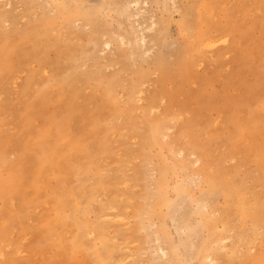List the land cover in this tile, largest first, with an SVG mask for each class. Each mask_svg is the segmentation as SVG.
<instances>
[{"label": "rangeland", "instance_id": "obj_1", "mask_svg": "<svg viewBox=\"0 0 264 264\" xmlns=\"http://www.w3.org/2000/svg\"><path fill=\"white\" fill-rule=\"evenodd\" d=\"M263 174L264 0H0V264H264Z\"/></svg>", "mask_w": 264, "mask_h": 264}, {"label": "bare ground", "instance_id": "obj_2", "mask_svg": "<svg viewBox=\"0 0 264 264\" xmlns=\"http://www.w3.org/2000/svg\"><path fill=\"white\" fill-rule=\"evenodd\" d=\"M171 1H172V0H171ZM7 2H8V1H7ZM135 2H136V1H135ZM135 2H134V6H135ZM139 2H140V1L136 2V4H139ZM140 3H141V2H140ZM173 3H174V2H173ZM128 4H130V3H128ZM173 5H174V4H173ZM125 6H127V5H125ZM131 6H132V4H131ZM129 8H132V7H129ZM129 8H128V9H129ZM141 9H142V8H141ZM139 11H140V10H139ZM141 11H144V10H141ZM135 12H136V11H135ZM138 13H140V12H137V14H138ZM131 15H132V13H131ZM142 15H143V14H142ZM132 16H135V15L133 14ZM137 17H138V16H136L135 18H137ZM151 26H152V25H151ZM153 26H154V25H153ZM138 28H139V27H138ZM140 28H141V27H140ZM142 28H143V27H142ZM145 29H146V28H144L143 30H145ZM151 29H152V28H151ZM139 30H140V29H139ZM138 32H139V31H138ZM143 32H144V31H143ZM141 34H142V35H140L139 38L141 37V40H142V41H141V40H140V41L144 43V42L146 41V36H145L142 32H141ZM137 39H138V38H137ZM226 39H227V38H226ZM221 41H222V40H221ZM120 42H121V41H120ZM208 42H210V41H208ZM219 42H220V41H219ZM224 42H225V41H224ZM205 43H206V42H205ZM140 44H141V43H140ZM209 44H210V43H209ZM106 47H107V46H106ZM141 47H142V46H141ZM13 57H14V56H13ZM13 57H12V58H13ZM28 86H29V85H28ZM23 90H24V89H23ZM39 152H40V155L42 156V155H43V152H44V148L42 147L41 150H40ZM263 176H264V174H263ZM211 180H212V179H211ZM263 180H264V179H263ZM2 190H3V189H2ZM225 190H226V189H225ZM2 192H3V191H0V193H2ZM226 192H227V191H226ZM230 193H231V192H229V194H230ZM251 201H252V200H251ZM247 202H248V201H247ZM252 202H253V201H252ZM55 208H56V207H55ZM57 210H58V209H57ZM57 212H58V211H57ZM119 218H120V217H119ZM119 218H118V219H119ZM209 225H210V224H209ZM89 232H90V231H89ZM81 234H82V232H81ZM85 234H86V233H85ZM85 234H84V235H85ZM78 236H79V235H78ZM86 236H87V234H86ZM84 237H85V236H84ZM155 242H156V241H155ZM1 253H2V252H1ZM172 253H173V252H172ZM222 253H223V252H222ZM0 257H2V254H0ZM249 261H250V260H249ZM227 264H228V263H227Z\"/></svg>", "mask_w": 264, "mask_h": 264}]
</instances>
